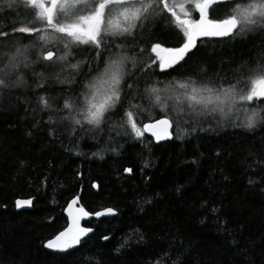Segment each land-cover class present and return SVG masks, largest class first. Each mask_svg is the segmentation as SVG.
<instances>
[{
    "label": "trees",
    "instance_id": "obj_1",
    "mask_svg": "<svg viewBox=\"0 0 264 264\" xmlns=\"http://www.w3.org/2000/svg\"><path fill=\"white\" fill-rule=\"evenodd\" d=\"M234 6L232 1L216 3L210 18L224 19ZM191 16H197L193 9ZM58 18L65 19L62 13ZM31 19L24 8L10 9L7 0H0V31L9 30L0 36V68L16 48L32 49L26 50V59L19 58L22 62L7 78L9 87L0 88V264H264V120L250 129L242 126L244 108L264 110V101L238 104L240 116L206 113L193 120L172 114L174 99L161 110L145 91L189 77L225 85L240 78L243 87L264 68V26L198 38L184 61L162 72L145 67L155 59L151 45L180 47L184 37L168 12L150 17L134 36L121 38L127 55L136 57L135 67L131 61L125 66L130 75L122 96L128 95L99 128L84 124L81 130L71 119H61L67 110L55 109L63 108L65 98L79 109L85 82L104 68L109 53L97 60L95 48L73 45L67 61H44L41 51L61 55L66 38L48 30L53 39L45 43L41 33L10 31L33 26ZM55 36L61 44L54 43ZM77 61H84L77 70L67 67ZM62 79L75 82L62 84ZM41 95L52 109L41 108ZM130 101L140 106L132 109L140 126L160 115L171 118L172 140L136 139L124 124ZM75 197L91 215L105 209L115 215L84 223L92 234L73 250L47 251L45 244L67 227L64 210ZM18 199H33L32 208L17 211Z\"/></svg>",
    "mask_w": 264,
    "mask_h": 264
},
{
    "label": "snow or ice",
    "instance_id": "obj_2",
    "mask_svg": "<svg viewBox=\"0 0 264 264\" xmlns=\"http://www.w3.org/2000/svg\"><path fill=\"white\" fill-rule=\"evenodd\" d=\"M192 2L199 12L198 20L191 18L186 3H170L169 0H98L91 5L88 0H7V7L10 9L24 8L27 15L32 18L30 22L33 26H14L10 29L13 34L19 32L30 36L33 33H41L39 40L48 43L50 39H53L47 35L48 30H51L53 33L61 34V37L68 38L63 42L65 51L61 55H57L53 50L41 51L40 55L44 61L52 63L57 60L67 61L68 57L73 55V45H88L95 48L97 60L101 58L103 52L109 53L104 61V68L98 72L97 76L85 82V91L81 93L83 102L79 109L77 110L76 107L77 102L71 98L64 99L62 109H55L56 111L67 110L69 115L61 119H71L83 130L84 124L99 128L105 121L106 114L121 104L128 95L126 93L122 96L125 76L130 75L125 65L131 61L135 67L136 57L127 55L124 51L126 44L121 42V38L134 36L135 30L142 28L149 16L168 12L184 37L180 47L167 48L162 47L160 43L151 45L150 51L155 59L146 62L145 67L151 68L152 65L158 64L162 72L175 68L181 61H184L188 54L197 48L198 38H222L234 34L237 28L244 31L249 26H264V0H250L246 3L232 0L235 5L232 8V14L224 19L210 18L209 10L214 4L227 2V0H192ZM80 5H84L83 11L80 10ZM61 13L65 17L63 21L58 18ZM36 21L40 22V27L35 26ZM8 31H0V36L8 35ZM106 37L112 39L108 40ZM112 45L117 51H112ZM144 51L145 49L141 48V52ZM20 57L27 58L26 48H16L15 53L9 57L8 63L0 68V88L9 87L7 78L14 74L19 63L22 62ZM83 62L67 64V67L77 70ZM201 71L204 72L205 69L201 68ZM19 80L20 77H17V82ZM59 82L72 84L75 81L74 79H62ZM241 83L240 78H237L236 83L228 82L225 85L211 79L205 82L189 77L182 81H175L165 89H160L153 84L145 91L155 104L161 106V110L168 106V100L174 99L175 104L180 106L178 113L188 115L195 120L196 117L206 113H231L238 104H252L256 100L264 101V68L257 69L253 75H250L243 87H240ZM42 86V84L37 85V87ZM127 87L131 89L133 85L129 83ZM169 88L173 92L177 89L181 91L175 96L163 97L161 92H167ZM38 103L42 109H52L50 100L43 95L39 96ZM129 104L130 107L124 110V124L131 129L136 139H142L145 133H149L157 142L171 139L170 129L173 126L171 118L166 115L162 119L140 126L136 120V113L132 111L140 106L131 101ZM262 111L264 110L257 108L249 110L245 107L246 117L242 126L250 129L258 121L264 120V116H261ZM73 112H77V116H72ZM52 120L50 116L49 122L51 123ZM125 171L130 173L132 169H125ZM72 203H76V200L74 199ZM31 204V200L16 201L17 209L31 206ZM71 209L72 204L68 207L69 226L54 240L47 242L45 247L62 252L67 251L79 245L82 236L92 231L79 224L80 218L88 216L89 213L83 207L79 208L76 214ZM105 214H114V212L112 209H106L95 215L99 217ZM104 239L107 240L108 237Z\"/></svg>",
    "mask_w": 264,
    "mask_h": 264
},
{
    "label": "water",
    "instance_id": "obj_3",
    "mask_svg": "<svg viewBox=\"0 0 264 264\" xmlns=\"http://www.w3.org/2000/svg\"><path fill=\"white\" fill-rule=\"evenodd\" d=\"M227 1H232V0H227ZM162 118H164V117H161V118H158V119H162ZM157 120V119H156ZM155 121V120H154ZM148 123V122H147ZM145 124V123H144ZM170 132H171V134H172V128L170 129ZM145 136H147V137H149V138H151L152 140H153V142L155 143V144H161V143H165V142H168V141H170V140H172V138H173V135L171 136V139H165V140H161V141H159V142H157L149 133H145L144 134ZM78 197H75L74 199L76 200V203H72L73 202V200L68 204V206L66 207V209L64 210V214H65V216L67 217V220H68V225H67V227L69 226V224H70V217L68 216V207H69V205L70 204H72V211H73V213L74 214H76V213H78V210H79V208H81V207H79L78 206V203H79V199H77ZM18 200H31L32 201V203H33V199H18ZM17 201V200H16ZM16 201H15V209L17 210V211H25V210H30L31 208H32V204H31V206H25V207H21V208H19V209H17V207H16ZM106 210V209H105ZM105 210H102V211H99V212H104ZM114 212V211H113ZM98 213V212H97ZM96 214V213H95ZM91 215L90 213H89V215L88 216H86V217H81L80 218V220H79V224H80V226L81 227H83V228H87V227H84L83 226V224L84 223H86V222H88V221H90V220H92L93 218H95V219H99V218H101V217H112V216H114L115 215V213L114 214H105V215H102V216H99V217H97L96 215ZM66 227V228H67ZM65 228V229H66ZM64 229V230H65ZM63 230V231H64ZM92 234V231L91 232H89V233H87L86 235H84V236H82V239L83 238H87V237H89L90 235ZM56 237V236H55ZM54 237V238H55ZM54 238L53 239H51V240H54ZM51 240H49V241H51ZM48 241V242H49ZM76 247V246H75ZM75 247H73V248H71V249H68L67 251H71V250H73ZM46 248V250L47 251H50V252H62V251H58V250H54V249H50V248H47V247H45ZM64 252H66V251H64Z\"/></svg>",
    "mask_w": 264,
    "mask_h": 264
},
{
    "label": "rangeland",
    "instance_id": "obj_4",
    "mask_svg": "<svg viewBox=\"0 0 264 264\" xmlns=\"http://www.w3.org/2000/svg\"><path fill=\"white\" fill-rule=\"evenodd\" d=\"M91 0H88V3H89V5H91ZM169 2L170 3H173V2H175V3H182V2H184V3H186V4H190V3H192L191 4V7H188V6H186L187 7V9L189 10V12L192 14V9H193V12H197V16H196V18H193V16H191V18L192 19H196V20H198L199 19V12L194 8V4H193V2H192V0H169ZM80 10L81 11H83L84 10V5H80ZM177 12H179V9H177ZM63 15V14H62ZM159 15L160 14H153V15H151V16H149V18L150 17H154V19H155V17L157 16V17H159ZM170 15V14H169ZM170 17H171V15H170ZM148 18V19H149ZM171 19H172V17H171ZM176 30V29H175ZM237 30V29H236ZM177 31H178V29H177ZM59 34V33H58ZM61 35V34H60ZM66 38V40L68 39L67 37H65ZM107 38H111V37H107ZM58 41H59V44H61L62 43V40H61V38L59 37V36H55V40H54V43L55 44H57L58 43ZM176 41H178V38L176 39ZM63 45V44H62ZM27 51H29V50H32L31 48H27L26 49ZM63 51H65V50H63ZM62 51V52H63ZM57 63V62H56ZM128 65H131V64H129V63H126V65L125 66H128ZM153 67H157L158 69H159V67H158V64H154V65H152ZM156 68V69H157ZM168 92V94L170 95V94H172V91L170 90H168L167 91ZM178 92H180L178 89L174 92L175 93V95L178 93ZM161 94H162V92H161ZM164 95H167V94H164ZM166 110V109H165ZM244 114H246L245 112H243ZM159 114H162V111H160V113ZM172 114L173 115H176V114H178V108L176 107V105L175 104H172ZM213 115H217L218 117H220V118H228V117H230V118H232L234 115H239L240 116V108L236 105V107L233 109V111L231 112V113H227V114H221L220 112H216V113H214ZM160 117H164V116H162V115H160ZM159 118V117H158Z\"/></svg>",
    "mask_w": 264,
    "mask_h": 264
}]
</instances>
